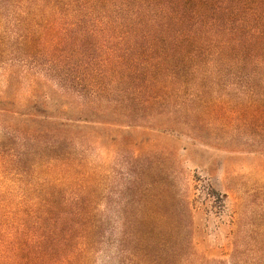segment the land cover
I'll return each mask as SVG.
<instances>
[{
    "label": "trees",
    "instance_id": "1",
    "mask_svg": "<svg viewBox=\"0 0 264 264\" xmlns=\"http://www.w3.org/2000/svg\"><path fill=\"white\" fill-rule=\"evenodd\" d=\"M224 85L227 115L264 133V0H0V264H89L98 244L119 264H190L130 229L149 218L123 217L116 243L87 141Z\"/></svg>",
    "mask_w": 264,
    "mask_h": 264
},
{
    "label": "rangeland",
    "instance_id": "2",
    "mask_svg": "<svg viewBox=\"0 0 264 264\" xmlns=\"http://www.w3.org/2000/svg\"><path fill=\"white\" fill-rule=\"evenodd\" d=\"M208 92L211 101L186 102L170 115L139 112L133 122L141 126L88 139L87 158L103 165L98 215L109 220L116 243L125 231L123 217L149 218L130 229L149 232L152 245L164 242L184 263L259 264L264 133L257 122L227 115V85ZM132 156L143 160L133 165ZM139 168L147 169L143 194L129 184ZM97 247L89 264H119L112 259L115 246Z\"/></svg>",
    "mask_w": 264,
    "mask_h": 264
}]
</instances>
